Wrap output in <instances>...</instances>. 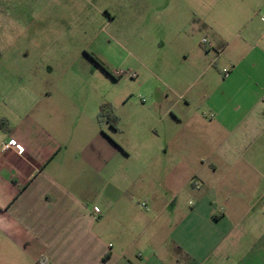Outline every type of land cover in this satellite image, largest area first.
Instances as JSON below:
<instances>
[{
  "label": "crops",
  "instance_id": "obj_1",
  "mask_svg": "<svg viewBox=\"0 0 264 264\" xmlns=\"http://www.w3.org/2000/svg\"><path fill=\"white\" fill-rule=\"evenodd\" d=\"M151 1L184 102L154 133L108 74L0 62V264H264V0Z\"/></svg>",
  "mask_w": 264,
  "mask_h": 264
},
{
  "label": "rangeland",
  "instance_id": "obj_2",
  "mask_svg": "<svg viewBox=\"0 0 264 264\" xmlns=\"http://www.w3.org/2000/svg\"><path fill=\"white\" fill-rule=\"evenodd\" d=\"M163 8L151 0H0V62L16 59L24 71L50 66L56 78L62 73L107 77L88 60L93 54L111 74L123 73L95 81L102 101L137 117L150 108L146 116L154 133L161 118L184 103L165 85V58L175 51L162 45Z\"/></svg>",
  "mask_w": 264,
  "mask_h": 264
},
{
  "label": "trees",
  "instance_id": "obj_3",
  "mask_svg": "<svg viewBox=\"0 0 264 264\" xmlns=\"http://www.w3.org/2000/svg\"><path fill=\"white\" fill-rule=\"evenodd\" d=\"M89 58L98 66L100 67L104 72H106L109 76H111L112 78H116L113 74H111L107 68L105 67L104 63L95 55L93 54H89ZM110 108L109 105H102L100 108V114H99V119L102 120L103 118H107L108 121L112 124V126L114 127V124L112 123L114 121V119L111 118L112 113L111 111H109L108 109ZM0 127L2 129H5V123L4 121L0 122Z\"/></svg>",
  "mask_w": 264,
  "mask_h": 264
},
{
  "label": "built area",
  "instance_id": "obj_4",
  "mask_svg": "<svg viewBox=\"0 0 264 264\" xmlns=\"http://www.w3.org/2000/svg\"><path fill=\"white\" fill-rule=\"evenodd\" d=\"M206 42H207V40L204 39V40H203V43H206ZM116 75H117V76H122L123 73H117ZM131 77L134 78L135 75H132ZM10 148L15 149V150H16L17 152H19V153H21V152L23 151V149H22L21 147L17 146L16 143H15L14 141H11V142L8 143L7 145H4V146H3V150H8V149H10Z\"/></svg>",
  "mask_w": 264,
  "mask_h": 264
}]
</instances>
